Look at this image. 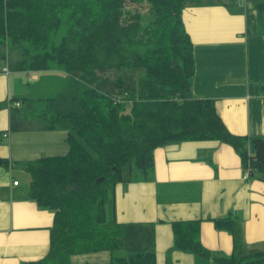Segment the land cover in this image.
Listing matches in <instances>:
<instances>
[{
    "label": "trees",
    "instance_id": "obj_1",
    "mask_svg": "<svg viewBox=\"0 0 264 264\" xmlns=\"http://www.w3.org/2000/svg\"><path fill=\"white\" fill-rule=\"evenodd\" d=\"M186 1L0 0V59L17 72L61 74L51 79L52 93L24 96L27 107H11L10 129L68 130L65 155L25 165L30 197L55 218L47 254L19 264H72L77 254L115 250L123 231L116 185L152 179L154 150L167 143L227 142L250 177L264 181V135L230 132L216 100L194 95L196 56L183 20ZM255 2L264 8L262 0ZM50 76L41 79L49 82ZM255 93L264 95V77ZM201 221L172 222L176 248L220 264H264V243L246 242L238 212L214 219L233 237L230 255L202 244ZM113 259L158 264L154 251Z\"/></svg>",
    "mask_w": 264,
    "mask_h": 264
},
{
    "label": "crops",
    "instance_id": "obj_2",
    "mask_svg": "<svg viewBox=\"0 0 264 264\" xmlns=\"http://www.w3.org/2000/svg\"><path fill=\"white\" fill-rule=\"evenodd\" d=\"M183 20L195 49L194 95L216 100L230 132L264 135V95L255 93L264 77V8L255 0H187ZM10 75L0 71V159L8 161L0 164V264L44 257L55 218L30 197V185L16 169L69 150L68 130H9L10 99L18 97ZM154 163L152 179L116 185V218L123 229L118 247L74 255L72 264H125L113 258L147 251L156 253L158 264H220L176 248L172 222L201 219L202 244L230 255L233 237L214 222L230 211L240 214L248 244L264 243V181L244 178L231 144L173 141L154 150Z\"/></svg>",
    "mask_w": 264,
    "mask_h": 264
},
{
    "label": "rangeland",
    "instance_id": "obj_3",
    "mask_svg": "<svg viewBox=\"0 0 264 264\" xmlns=\"http://www.w3.org/2000/svg\"><path fill=\"white\" fill-rule=\"evenodd\" d=\"M65 31V27L63 26L59 33H58V40L61 38ZM0 71L6 74H10L11 80H12V89H17L16 96L20 97L18 101L10 99L11 107H27V102L23 101L24 96H34L37 94H41L43 92V95L50 94L54 91L56 85L54 82L56 81V78L51 82L52 77H60V73L57 74V71L54 70H48V71H28V72H17L13 71L2 59H0ZM57 74V75H55ZM50 76L49 82L43 81L41 78L43 76ZM16 92V91H15ZM42 95V96H43ZM15 102H19L20 105H14ZM42 103H40L41 106ZM22 105V106H21ZM11 132H14L13 130L9 129ZM17 170V176L23 183H28L30 185V173L26 170L25 166H19V169Z\"/></svg>",
    "mask_w": 264,
    "mask_h": 264
},
{
    "label": "built area",
    "instance_id": "obj_4",
    "mask_svg": "<svg viewBox=\"0 0 264 264\" xmlns=\"http://www.w3.org/2000/svg\"><path fill=\"white\" fill-rule=\"evenodd\" d=\"M14 105H17L18 106V105H20V103L19 102H15ZM250 172H251L250 168H245L244 178L249 177L250 176ZM14 183L15 184H18L19 183V180H15Z\"/></svg>",
    "mask_w": 264,
    "mask_h": 264
},
{
    "label": "water",
    "instance_id": "obj_5",
    "mask_svg": "<svg viewBox=\"0 0 264 264\" xmlns=\"http://www.w3.org/2000/svg\"><path fill=\"white\" fill-rule=\"evenodd\" d=\"M2 163H4V164H6L7 163V161L5 160V161H3V160H0V164H2ZM104 179V177H102V178H100V179H98V180H103Z\"/></svg>",
    "mask_w": 264,
    "mask_h": 264
},
{
    "label": "bare ground",
    "instance_id": "obj_6",
    "mask_svg": "<svg viewBox=\"0 0 264 264\" xmlns=\"http://www.w3.org/2000/svg\"><path fill=\"white\" fill-rule=\"evenodd\" d=\"M18 101V100H17ZM250 177V176H249Z\"/></svg>",
    "mask_w": 264,
    "mask_h": 264
}]
</instances>
